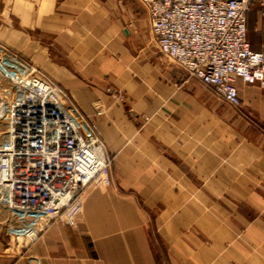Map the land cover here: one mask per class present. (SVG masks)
<instances>
[{
  "label": "crops",
  "instance_id": "0c3cea01",
  "mask_svg": "<svg viewBox=\"0 0 264 264\" xmlns=\"http://www.w3.org/2000/svg\"><path fill=\"white\" fill-rule=\"evenodd\" d=\"M247 30L264 51L256 6ZM236 87L162 55L139 0H0V264H264V89Z\"/></svg>",
  "mask_w": 264,
  "mask_h": 264
},
{
  "label": "built area",
  "instance_id": "2783aa9c",
  "mask_svg": "<svg viewBox=\"0 0 264 264\" xmlns=\"http://www.w3.org/2000/svg\"><path fill=\"white\" fill-rule=\"evenodd\" d=\"M147 11L150 32L162 55L190 78L212 88L228 104L241 99L237 80L264 89V51L255 52L248 41L247 17L253 7L264 21V0H139ZM86 185L72 169L66 188L77 197ZM59 208L47 210L39 225L14 233L15 250L22 255L43 239L63 217Z\"/></svg>",
  "mask_w": 264,
  "mask_h": 264
}]
</instances>
